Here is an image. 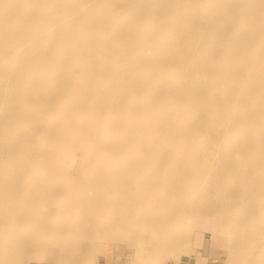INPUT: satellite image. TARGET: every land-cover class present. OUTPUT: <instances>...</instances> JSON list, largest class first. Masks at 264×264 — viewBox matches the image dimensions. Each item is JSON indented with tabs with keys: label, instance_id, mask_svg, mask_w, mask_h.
<instances>
[{
	"label": "rangeland",
	"instance_id": "1",
	"mask_svg": "<svg viewBox=\"0 0 264 264\" xmlns=\"http://www.w3.org/2000/svg\"><path fill=\"white\" fill-rule=\"evenodd\" d=\"M0 264H264V0H0Z\"/></svg>",
	"mask_w": 264,
	"mask_h": 264
},
{
	"label": "bare ground",
	"instance_id": "2",
	"mask_svg": "<svg viewBox=\"0 0 264 264\" xmlns=\"http://www.w3.org/2000/svg\"><path fill=\"white\" fill-rule=\"evenodd\" d=\"M5 78V77H4ZM8 83V82H7ZM12 84V82L10 83ZM10 84H8V86L10 87ZM12 86V85H11ZM157 224H160V221H155Z\"/></svg>",
	"mask_w": 264,
	"mask_h": 264
}]
</instances>
